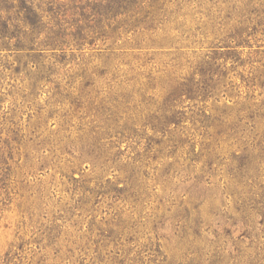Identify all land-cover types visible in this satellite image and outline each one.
<instances>
[{
  "label": "rangeland",
  "instance_id": "1",
  "mask_svg": "<svg viewBox=\"0 0 264 264\" xmlns=\"http://www.w3.org/2000/svg\"><path fill=\"white\" fill-rule=\"evenodd\" d=\"M164 10L163 49L0 47V264H264V0ZM209 69L207 98L168 107Z\"/></svg>",
  "mask_w": 264,
  "mask_h": 264
},
{
  "label": "trees",
  "instance_id": "2",
  "mask_svg": "<svg viewBox=\"0 0 264 264\" xmlns=\"http://www.w3.org/2000/svg\"><path fill=\"white\" fill-rule=\"evenodd\" d=\"M166 1L0 0V47L42 54L44 51H63L67 47L80 48L100 38L130 34L140 37L150 48L163 49L178 42L171 31L161 28L164 20L160 13L165 11ZM259 17L251 19L242 16L235 20L231 31L237 39L235 47L240 48L246 43L244 37L250 36L248 32L262 22ZM253 22L255 25L250 27ZM240 54L235 53L234 58L239 59ZM211 60L210 64L214 66L216 58L211 57ZM207 72L204 81H189L190 85L182 84L174 88L166 99L168 107L183 96L191 101L207 98L215 89L212 85L215 70ZM139 92L141 97L146 94L143 89L136 91ZM247 109L242 107L239 111ZM164 112L172 113L168 108ZM173 117H164L163 128L157 131L164 134L168 133L171 125L178 126L179 120ZM157 123L161 122L158 120ZM127 181L129 184V178Z\"/></svg>",
  "mask_w": 264,
  "mask_h": 264
}]
</instances>
